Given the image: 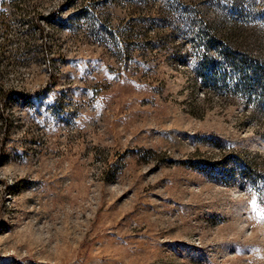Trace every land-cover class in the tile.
I'll use <instances>...</instances> for the list:
<instances>
[{
    "label": "rangeland",
    "instance_id": "1",
    "mask_svg": "<svg viewBox=\"0 0 264 264\" xmlns=\"http://www.w3.org/2000/svg\"><path fill=\"white\" fill-rule=\"evenodd\" d=\"M0 264H264V0H0Z\"/></svg>",
    "mask_w": 264,
    "mask_h": 264
},
{
    "label": "trees",
    "instance_id": "2",
    "mask_svg": "<svg viewBox=\"0 0 264 264\" xmlns=\"http://www.w3.org/2000/svg\"><path fill=\"white\" fill-rule=\"evenodd\" d=\"M239 0H233V2L234 3H237ZM168 4L169 3H167V2H164V7L160 10V16L161 17H163V16H166V15H168V10H167V6H168ZM175 11L177 12V17H176V19H175V17H174V20H177V19H181L182 21H183V24H184V26L186 25V24H190V22L192 21L191 20V16L192 15H189V14H187L188 13V11H186V10H182V9H180V7H179V5H177V7H176V9H175ZM180 17V18H179ZM198 33H200V31L198 32ZM199 38H200V40H201V42H203V44H204V46L208 49V46L209 45H213V43L215 44V43H219V42H221V41H219V40H212V37H211V35L209 34V33H200L199 34ZM236 37V36H235ZM234 36H232L231 38L233 39V38H235ZM238 40V39H237ZM233 41L231 40V43H232ZM236 44H237V42H235ZM233 45H235V44H233ZM220 48V47H219ZM219 48H218V50H219ZM234 48L232 47L231 48V50H229L230 51V53H234L235 51V49L233 50ZM219 52H221V54L223 55V57L225 56V51H223L222 50V48H220V50H219ZM224 52V53H223ZM231 58H233V60L235 61L236 60V62H237V57L236 58H234V57H231ZM246 60H248V59H246Z\"/></svg>",
    "mask_w": 264,
    "mask_h": 264
}]
</instances>
